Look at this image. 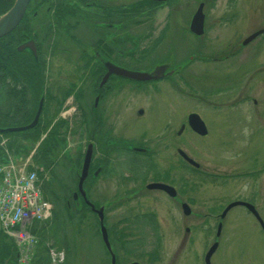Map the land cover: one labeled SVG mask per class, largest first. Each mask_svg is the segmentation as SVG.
I'll list each match as a JSON object with an SVG mask.
<instances>
[{"label":"flooded vegetation","instance_id":"1","mask_svg":"<svg viewBox=\"0 0 264 264\" xmlns=\"http://www.w3.org/2000/svg\"><path fill=\"white\" fill-rule=\"evenodd\" d=\"M14 1L0 0V9H10ZM217 1H222L224 6L219 22L232 29V33H222L219 42L213 38L206 12ZM239 1L29 0L21 22L10 34L0 37V129L12 130L9 132L12 137L22 139L21 144L33 151L31 163L39 164L44 173L47 172L37 170V176L52 211L53 206L62 201L69 218L73 219L75 213L94 217L103 243L98 215L102 210V225L107 230L116 264L157 262L154 256L162 251L157 242L162 235L164 219L173 220V228L182 231L184 240L161 264L179 263L178 258L186 251H191L199 264H216L212 257L220 248L221 221L234 207L249 214L264 236V223L253 199L236 197L209 207L203 202L197 205L200 201L196 192L202 185H222L224 182L219 176L210 177L180 148L175 149L172 145V156L175 158L176 153L188 177L178 176L170 163L164 167L150 163V158L157 153L148 143L147 130H141V127L146 122L151 123L158 112L157 115L166 121L161 135L165 132V137L170 136L173 142L169 105H165L162 113L159 107L135 108L127 103L133 95L147 96L161 89L166 98L171 91L194 95L195 78L188 73L198 71L200 67L203 71L206 69L204 74L213 78L218 70L228 67L245 70V76L250 71L246 81L262 74L264 25L251 19L256 28L250 31L235 29L239 14L234 8ZM262 3L264 5V0ZM198 8L203 16L200 35L190 29ZM160 11L162 15L158 16ZM157 66L161 73L153 80L138 81L125 76V71L121 72L124 69L151 74ZM261 81L264 83V73L257 79V82ZM219 88L222 87L211 85V96H216ZM242 99L254 107L261 105L255 95H243ZM70 109L73 114H69ZM262 113L256 114L261 117ZM190 114L203 122L195 112L186 113V122L180 121L176 137L188 130L200 136L190 128L187 120ZM36 117V125L27 128ZM61 125H65L62 131ZM83 128L87 139L84 149L78 147L72 154L73 160L69 161L72 164L67 169L72 178L69 185L59 170L60 161L70 155L60 153L61 157H57L56 152L59 147L61 151L66 149L69 135L78 137ZM60 131L55 143L51 142L50 136ZM260 131L264 133V125L260 126ZM37 135L39 139L35 141L33 138ZM206 135L207 130L203 137ZM88 148L92 156L88 177L82 185L86 200L95 206L94 211L81 196L78 185ZM178 151L196 166L187 163ZM245 175L251 179L256 172ZM100 183L109 184L104 187L107 192H101ZM233 203L236 205L222 216L225 208ZM198 208H201L202 216ZM209 220L210 226L207 225ZM199 225L206 226L203 232L207 239L203 245H199ZM143 233L154 237L155 245L149 250H142L141 244L136 246ZM0 234L1 241L4 234ZM189 235L195 237L196 244L192 242V246H187ZM129 238L135 241L126 242ZM126 243L140 250L129 251L124 247ZM117 244L123 252H119ZM12 249L3 252L0 263L18 264L19 254ZM218 264H227L226 258Z\"/></svg>","mask_w":264,"mask_h":264},{"label":"rangeland","instance_id":"2","mask_svg":"<svg viewBox=\"0 0 264 264\" xmlns=\"http://www.w3.org/2000/svg\"><path fill=\"white\" fill-rule=\"evenodd\" d=\"M262 4V0H240L234 8V11L239 14L238 20H236L237 23L235 22L237 24L235 29L250 31V29L256 28L255 23L251 24L252 20H257L259 25H264V13H261L262 11L264 12V5ZM223 10L222 1H217L215 5L206 9L208 20L212 25L211 33L216 42H219L222 33L224 34L225 31L231 32L232 30L219 22L218 18L224 13ZM161 13L162 11L158 13V16L162 15ZM202 71L203 69L200 67L198 71L193 72V70H190V74L188 73L192 79L195 78L193 86L196 94L194 95L188 92L180 95L178 92L174 93L171 91L169 98H166L162 92L163 89H161L160 92L147 96L142 94L133 95L134 98L127 101L129 105L135 108L145 106L154 109L159 107L163 113L165 105H169L171 110L174 143L170 141V136L168 138L165 137V132L161 135L160 130L164 128L163 125L166 121H163V118L157 115L158 112L154 114L156 116L153 121H150L151 123L146 122L144 125L142 123L141 130H147L148 143L157 153L156 156L150 158V163L154 164L155 167H164L170 163L174 166L178 176L182 175V178H186L188 174L185 166L179 162L176 153L175 158L172 156L173 150L171 146L174 145L175 149L177 147L180 148L187 156L189 155L195 162L200 164L203 168L202 170L208 173L210 177L219 176L223 180L221 181L224 182L222 185H202L196 192V198L200 201L197 202V205L203 202L206 207H209L216 203L223 204L222 202L233 200L236 197L250 198L255 200V209L264 223V133L260 131V126L264 125V83L262 81L260 83L257 82V79L264 73V67L262 74L251 77L249 81L246 80L251 75L250 71L245 76V70H236L228 67L218 70L216 78H213L208 73L204 74L206 69ZM211 85L222 87L218 89L219 92L216 96H211L210 94ZM243 95H255L258 102L261 100V105L254 107L250 103L243 102ZM191 111L198 114L203 120L207 135L197 137L188 130L181 136L176 137L175 133L181 124L180 121L185 123L184 115ZM258 111L263 112L261 117L256 114ZM124 113L126 114L127 111ZM69 114H73V110L70 109ZM81 131L82 133L78 137L69 135L67 148L61 151L59 147L56 152L58 154H56L57 157H61L62 154L60 153L70 155L66 160L60 161L62 166L59 170V174L66 178L69 185L72 180L67 174V169L72 166L69 161L73 160L74 155L72 154H75L78 147L80 150L84 149L87 139L84 128ZM16 139L21 144L22 139ZM27 153L30 154L25 155V157L20 156L17 160L19 168L22 167L27 171V169L32 170L29 168L31 166L35 170L43 171L42 166L31 163L32 149H29ZM253 171L256 172L254 178L250 179L245 175V173ZM44 174H47V172ZM237 174H240V176ZM42 176L44 175L42 174ZM100 184L103 187L101 192H107L104 187H108L109 184ZM201 211V208H198L200 216L203 215ZM82 214L75 213L73 215L75 219L71 222L63 202L58 201L53 206L51 220L43 222L44 224L40 225L39 229L34 226L29 229L31 234L45 231V234H48L47 236L49 237L45 235L44 238L39 237L36 257L41 252H44V258L47 259L45 264H60L58 263L59 261L54 262L51 259V251L53 252L54 250L64 254V264H110L111 259H109L108 252L104 248L98 234L97 221L87 213L84 217ZM172 222V219H164L162 221V225L164 223L165 225H163L162 235L157 242L159 249L162 248V251L154 256L157 261L154 264H161V261L167 255L176 252V245L181 244L184 240L181 237L182 231L180 232L177 228H173ZM198 222H201V220ZM221 222V238L219 237L221 243L219 245L220 248L212 257L214 263L224 262L226 258L227 264H264V236L260 233L258 224L255 223L249 214L242 211L239 207H234ZM73 224L75 225L74 227L72 226ZM185 224L187 226L189 223L186 221ZM211 224L212 222L209 220L207 225L210 226ZM199 226V245H203L207 239L206 234L203 232L206 226ZM141 236L138 239L139 244L136 246L141 244L142 250H149V247L155 245L153 236L149 237L146 233ZM193 237L188 236L190 240ZM2 238L3 240L0 241V258L3 252H10L12 247V250L19 254L18 245L20 244L16 240L5 235ZM63 238L67 239L68 244L61 243V248H58L56 241L61 240L64 242ZM132 240V238H129L126 242ZM190 240L187 246H192V242L196 244L195 237L192 241ZM136 246L126 243L124 247L129 249V251L140 250L139 248L136 250ZM116 248L119 249V252H123L120 244H117ZM191 254V251H186L183 253L182 258H178L179 263L176 264H183V262L199 264L193 254ZM33 258L28 264H36L37 259L33 260ZM17 263L26 264L23 262Z\"/></svg>","mask_w":264,"mask_h":264},{"label":"built area","instance_id":"3","mask_svg":"<svg viewBox=\"0 0 264 264\" xmlns=\"http://www.w3.org/2000/svg\"><path fill=\"white\" fill-rule=\"evenodd\" d=\"M0 146L5 148L0 157L1 231L20 244L19 262L28 264L39 243L29 229L36 223L48 220L52 215V208L43 198L36 171L19 168L17 160L20 155L10 153L4 141ZM51 257L54 262H64V254L59 251H51Z\"/></svg>","mask_w":264,"mask_h":264},{"label":"water","instance_id":"4","mask_svg":"<svg viewBox=\"0 0 264 264\" xmlns=\"http://www.w3.org/2000/svg\"><path fill=\"white\" fill-rule=\"evenodd\" d=\"M157 1H159V0H157ZM28 3H29V0H15L12 7L7 12L0 15V37L10 34L11 31L14 30L16 28V26L21 22L22 18L24 17L23 15H24L27 7H28ZM202 17H203L202 12H201L200 8H198L195 11V14L191 20V28L190 29L192 32H194L195 34H198V35L201 34ZM122 71H125V76H127L128 78H132V79L140 81V80L157 79L158 75H160V73H161V68H159L157 66L156 69H154V72H152L151 74H147V73H143V72L138 73V72H132V71L127 72L124 69L121 70V72ZM38 115H39V113H38ZM187 120H188V123L190 125L191 130H193L197 135L199 134L200 136H203L206 134V130L204 128L203 122L196 115L190 114L188 116ZM36 121H37V117L34 120L33 124H31L30 126H27V128H32L33 126H35ZM5 131L0 129V133H4ZM7 131L10 132L12 130L7 129ZM178 152H179V155L187 163H191L194 166H196L195 162H193L191 159L187 158L183 152H180V151H178ZM91 156H92V152L90 151V148H88L86 151V156H85L84 161H83L84 164H83L82 172H81L82 175L80 176V179L78 182L80 194H81V196H83L85 198V200H86V195H85V190L83 189L82 184L84 183V181L88 177V170H89V166H90L89 162H90ZM86 202L88 205L91 206V208L94 211L95 206H93L87 200H86ZM234 205H236V203H233V204L229 205L228 207H226L221 215L223 216V214L229 208L234 207ZM101 212H102V210L98 211V215L100 216V223H101V228H102L101 234H102V238H103V243H104L105 248L109 252L110 259H111L110 264H116L115 254H114L113 248H111L109 238L107 237V230H105V227H103V225H102L103 217L100 215ZM255 215H256V213H255ZM263 229H264V227H263ZM212 251H213V248L211 249V251L209 253H211Z\"/></svg>","mask_w":264,"mask_h":264},{"label":"trees","instance_id":"5","mask_svg":"<svg viewBox=\"0 0 264 264\" xmlns=\"http://www.w3.org/2000/svg\"><path fill=\"white\" fill-rule=\"evenodd\" d=\"M5 7H3L2 9H0V15L1 14H3V13H5V12H7L9 9L8 8H6V9H4ZM65 125H61V131L63 130V127H64ZM1 130H3V131H5L4 133H1L0 134V141L2 140V139H6L7 141H6V143H5V146H6V148H7V150L10 152V153H13V154H23V155H26L27 154V151H28V149H26L23 145H21L19 142H18V140L16 139V138H14V137H12L11 135H10V133L7 131V128H5V129H1ZM60 131V133H57V134H55V135H51L50 136V138H51V142H53V143H55V139L58 137V135L60 134L61 135V132ZM14 138V140H12ZM16 139V140H15ZM35 141H37V139H39V135H37V137H35V138H33ZM34 141V142H35ZM3 150H5V148L3 147V146H0V157H1V155H2V152H3ZM48 199V198H47ZM89 212V211H88ZM76 216H78V215H76ZM75 218H70V221L72 222L73 220H74ZM73 227L75 226L74 224L72 225ZM35 228H37L36 226H34ZM34 228V229H35ZM39 229V228H38ZM36 234H38V236L39 237H43L44 238V235L46 236V237H48L47 235L48 234H45V231H43L42 233H38V232H35ZM0 236H1V234H0ZM49 238V237H48ZM65 240V241H64ZM67 239L66 238H63V241L64 242H62L61 240H58V241H56L57 242V245L59 246L58 248H61L60 247V244L62 243V244H65V243H67V241H66ZM1 243V242H0ZM68 244V243H67ZM74 248V247H73ZM41 254V255H40ZM39 255H38V257H39V260H36V263L37 264H45V263H47V259H45L44 258V252H41ZM0 264H2V263H0Z\"/></svg>","mask_w":264,"mask_h":264}]
</instances>
